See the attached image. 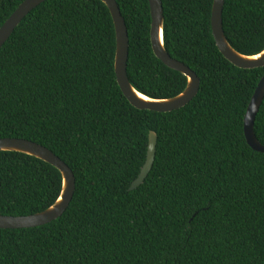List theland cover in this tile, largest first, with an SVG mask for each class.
<instances>
[{
  "label": "trees",
  "instance_id": "obj_1",
  "mask_svg": "<svg viewBox=\"0 0 264 264\" xmlns=\"http://www.w3.org/2000/svg\"><path fill=\"white\" fill-rule=\"evenodd\" d=\"M24 0H0V28ZM168 52L200 77L186 106L136 108L115 71L116 31L102 0H46L0 50V138L38 142L76 176L60 218L0 228V264H264V152L244 120L264 67L234 65L215 41L214 0H162ZM130 36L128 75L152 98L188 78L155 54L149 0H117ZM226 36L264 50V0H226ZM157 134L154 165L130 190ZM264 144V101L255 122ZM61 171L0 151V214L30 215L59 198Z\"/></svg>",
  "mask_w": 264,
  "mask_h": 264
},
{
  "label": "water",
  "instance_id": "obj_2",
  "mask_svg": "<svg viewBox=\"0 0 264 264\" xmlns=\"http://www.w3.org/2000/svg\"><path fill=\"white\" fill-rule=\"evenodd\" d=\"M46 0H24L0 28V50L8 41L16 27L37 6ZM109 8L116 31L115 71L118 83L128 100L139 109L157 112H171L190 103L198 94L201 79L186 63L174 58L167 50L164 39L165 15L162 0H149L151 8V41L157 57L168 67L183 73L188 78L186 88L176 96L169 98H152L132 84L128 75L130 55V36L126 20L117 0H102ZM226 0H214L211 24L217 46L223 55L234 65L253 69L264 67V50L255 55H246L238 51L226 36L223 12ZM264 101V75L260 79L248 105L244 120L245 136L249 145L264 152V144L257 138L255 122ZM157 147V134L151 131L147 159L141 172L130 186V190L138 188L153 168ZM0 151H17L33 155L57 167L63 176V186L59 198L43 211L30 215L0 214V228H31L48 224L64 215L70 206L76 190V176L71 167L50 148L30 139L20 137L0 138Z\"/></svg>",
  "mask_w": 264,
  "mask_h": 264
}]
</instances>
